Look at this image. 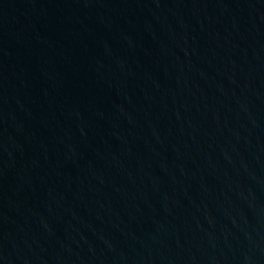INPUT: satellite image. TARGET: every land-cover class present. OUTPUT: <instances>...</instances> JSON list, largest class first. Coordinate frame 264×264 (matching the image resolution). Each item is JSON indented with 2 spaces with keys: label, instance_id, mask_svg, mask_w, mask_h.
Masks as SVG:
<instances>
[{
  "label": "water",
  "instance_id": "1",
  "mask_svg": "<svg viewBox=\"0 0 264 264\" xmlns=\"http://www.w3.org/2000/svg\"><path fill=\"white\" fill-rule=\"evenodd\" d=\"M0 264H264V0H0Z\"/></svg>",
  "mask_w": 264,
  "mask_h": 264
}]
</instances>
